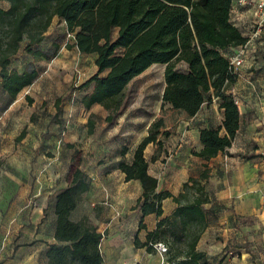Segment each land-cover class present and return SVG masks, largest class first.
Here are the masks:
<instances>
[{"label":"trees","instance_id":"16d2710c","mask_svg":"<svg viewBox=\"0 0 264 264\" xmlns=\"http://www.w3.org/2000/svg\"><path fill=\"white\" fill-rule=\"evenodd\" d=\"M0 81L9 77L12 57L24 40V50L39 59L45 54L36 48L54 17L62 19L74 41L66 44L79 53L93 54L97 71L79 87L92 91L81 98L86 109L94 103L116 111L129 81L152 64H163L162 103L188 116L198 113L213 98L218 101L222 120L199 130V150L192 154L204 160L230 147L241 116L228 92L236 81L229 70L226 54L243 45L247 38L230 20L232 0H0ZM116 35L113 37V31ZM183 62L185 70L176 64ZM103 75H100L102 74ZM57 98L55 103H58ZM111 120V115L106 116ZM88 118L87 126L93 128ZM25 135V129L15 138ZM128 152L122 147L120 155ZM118 168L125 181L138 180L141 193L136 199L145 229L144 217L153 213L155 228L145 240L134 237L135 247L155 253V244L165 241L167 259L163 264H208L197 243L208 226V213L202 205L212 203L205 183L210 170L205 167L198 177H189L176 196L157 191L158 178L148 173L144 148L137 146L129 161L120 160ZM67 186L55 196L54 238L46 250V264H102L99 243L102 234L86 221H74L70 214L80 196L89 190L91 178L78 167L71 168ZM171 197L177 204L168 216H162V201ZM215 213V212H214Z\"/></svg>","mask_w":264,"mask_h":264},{"label":"rangeland","instance_id":"374dc122","mask_svg":"<svg viewBox=\"0 0 264 264\" xmlns=\"http://www.w3.org/2000/svg\"><path fill=\"white\" fill-rule=\"evenodd\" d=\"M0 6L6 8L8 3L0 2ZM249 24L247 19L245 26L252 33L254 28ZM115 35L114 30L112 36ZM72 37L65 24L55 17L45 32V39L36 46L45 55L39 59L33 58L24 50L26 40L22 41L19 51L12 57L16 63L21 62L22 68L14 71L10 65L11 74L0 81V208H11L10 213L1 211L3 220L15 215L13 208H39L42 203L46 204L45 208L52 207L54 184L58 185L59 182L46 181L48 172L59 173L60 179L66 181L70 169L78 167L96 177L103 164L114 162L123 142L135 145L145 129L149 135L139 145L144 148L148 163L158 161L162 164L164 176L187 166L188 173L198 177L202 168V163L191 153L199 147L195 134L190 131L186 137H181L176 131L183 113L162 103L164 65L152 64L142 75L133 79L119 97L120 106L116 111L105 109L100 104L86 109L81 98L92 90L79 86L96 72L95 56L68 48L66 44H71ZM250 44L264 62V33L253 37ZM247 60L243 68H249ZM176 68L183 71L186 65L178 62ZM7 94H12L17 100L16 107L11 111H5L9 102ZM26 95L28 99L24 100L27 105H20L19 100ZM57 98L59 102L55 103ZM159 101L161 105L157 115ZM29 111L32 113L25 127L32 136V158L25 156L29 152L21 142H18L20 147H12L13 142L17 143L14 136L20 132L23 127L21 123ZM214 113V123L217 124L218 114L216 111ZM108 114L111 115L109 121L106 120ZM154 115L156 119L150 126ZM90 117L94 124L92 131L87 126ZM130 153L123 160L127 161ZM225 153L229 157L234 151L227 149ZM214 162L210 167L211 178L205 183L212 194V203L202 205L208 213L209 223L197 243V249L206 254L208 264H220L225 256L230 255L242 259V253L255 258L264 253L262 227L249 225L248 228L236 223L224 228L217 223L223 215V208L215 200L212 190L214 177L223 171L225 161ZM41 186V193H37ZM40 194L48 195L42 197ZM135 204L133 195L121 202H117L116 197L107 196L99 203H88L90 208H114L117 205L136 208ZM165 208L168 206L165 205ZM4 227L0 228V239L12 229L7 223H4ZM22 233L24 239L29 238L30 232H24V227L19 226L10 246ZM141 238L144 239V235ZM163 243L166 248L169 247L167 242ZM166 252L155 250L163 263L167 259ZM250 263L258 264L254 260Z\"/></svg>","mask_w":264,"mask_h":264},{"label":"crops","instance_id":"0c3cea01","mask_svg":"<svg viewBox=\"0 0 264 264\" xmlns=\"http://www.w3.org/2000/svg\"><path fill=\"white\" fill-rule=\"evenodd\" d=\"M230 15L237 25L240 23L245 24L247 19L248 21L250 20L249 14L238 6L232 9ZM59 20L64 23L62 19ZM73 41L74 38L72 37L70 43ZM20 63L12 60L10 64L11 68L14 71H18V68H22V64ZM145 71L134 76L129 83ZM9 74H11V71H9ZM233 86L239 101L237 106L241 116L240 127L230 147L227 148L234 151V153L228 157L225 151L219 152L209 160L192 155L202 163L200 171L205 165L210 170L212 164L216 163L214 162L215 160L217 162L220 160L225 161L223 171H220L214 177L215 186L214 190H212L215 200L223 208V215L218 219L217 223L222 224L224 228L229 224L236 223L247 225L248 228L249 225L253 228L262 227V239L264 241V62L262 61L253 68L245 67L240 69ZM89 87L92 90L93 83ZM24 97L19 100L20 105H27L24 99H28V96ZM7 98L9 102L5 111H11V109L16 107L17 100L12 94H7ZM95 104L98 103H94L93 105ZM160 105L161 102L159 101L157 115H159L158 110ZM215 111L218 114L217 124H219L222 120V113L218 109V101L215 98L211 102H205L200 111L194 116H188L186 113L181 112L184 117L180 118V121L177 123L178 128L176 131H178L181 137H186L187 133L192 131L198 140L201 128L216 125L214 123ZM31 113L32 111H29L25 114V118L21 123L23 127L20 132L31 117ZM155 119L156 115L150 120V126L151 122ZM20 132L15 134L14 139ZM148 135L145 129L138 136L139 140L135 145L123 142L121 146L128 149V152L124 156L120 155L122 148L120 147L114 162L103 164L96 177L88 174L91 178L90 188L80 196L76 208L70 214L72 220L86 221L88 224L95 226L96 230L102 234L99 250L102 260L108 264H163V259H160L157 253H147L145 248L135 247L134 245L135 236L144 241L145 238L142 239V235L145 237L148 231L155 228L158 218L153 213L144 217L146 228L139 230L138 225L141 219L139 208H124L122 205L121 207L117 205L114 208H90V205H88L90 202L91 204L99 203L100 200L107 196L116 197L117 202L123 201L130 195H133L134 199L139 197L141 193L139 181H125V175L119 170L118 163L120 160L128 157L130 152L132 154L133 150ZM31 137L30 131L26 126L24 137L16 141V144L13 142L12 147H20L18 142H21L29 152V155L25 154V156L32 158L34 146L30 143ZM200 148L201 145L199 143L198 149L194 150H199ZM221 154H223V157H220ZM130 158L131 156H129L127 161ZM161 165L158 161L148 163V173L158 178V192L169 191L172 195L176 196L182 191V185L191 176L188 173L187 166L184 169L164 176ZM209 174V178H211V171ZM48 176L49 178L46 181L59 182L58 185L54 184L55 192L52 197L55 200L57 193L67 186V179L66 181L61 180L59 173L55 174L53 171L48 172ZM41 190L42 186L37 190V193H41ZM40 195L47 197L48 194ZM210 195L212 196L211 193ZM165 205L168 208H165ZM176 206L177 204L172 201L171 197L165 198L162 201V216L170 215ZM45 207L46 204L42 203L39 208H13V214L15 215H9L5 220L2 219L1 211L7 210L10 213L11 208H0V228L4 227V223H7L10 229L12 228L7 236L0 239V264L47 263L46 250L50 245L58 244V242L54 238L56 221L54 203L51 208ZM19 226L24 227V232H30V236L28 239H24L25 235L22 233L15 244L10 246L12 237L17 234ZM241 255L242 259L235 258L233 255L225 256L220 264H252L250 263L252 260L258 264H264V253H260L255 258H252L247 253H242Z\"/></svg>","mask_w":264,"mask_h":264},{"label":"built area","instance_id":"2783aa9c","mask_svg":"<svg viewBox=\"0 0 264 264\" xmlns=\"http://www.w3.org/2000/svg\"><path fill=\"white\" fill-rule=\"evenodd\" d=\"M238 6L241 10L245 11L250 16L251 27L254 30L249 32L245 26V24H236L234 20H232L230 15V20L241 32V34L247 38V41L240 46L235 47L233 50L229 51L226 54V58L228 60L229 70L238 75L240 69L245 66L246 60L248 61L249 67L253 68L262 62V56L258 54L253 46H251V41L253 37L264 33V0H233L231 5V11ZM228 92L233 96L236 104L238 105V98L236 97L235 88L231 86ZM155 248L160 253L166 252V246L162 242H158L155 244ZM102 264H108L105 261H102Z\"/></svg>","mask_w":264,"mask_h":264}]
</instances>
